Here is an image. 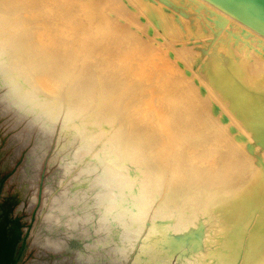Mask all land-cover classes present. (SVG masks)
Segmentation results:
<instances>
[{
  "label": "bare ground",
  "instance_id": "bare-ground-1",
  "mask_svg": "<svg viewBox=\"0 0 264 264\" xmlns=\"http://www.w3.org/2000/svg\"><path fill=\"white\" fill-rule=\"evenodd\" d=\"M243 17L263 33L264 0H0V111L30 115L17 149L36 131L23 195L58 120L59 151L79 138L106 169L103 201L47 212L40 252L111 245L124 263L138 246L131 264H264V40Z\"/></svg>",
  "mask_w": 264,
  "mask_h": 264
},
{
  "label": "rangeland",
  "instance_id": "rangeland-1",
  "mask_svg": "<svg viewBox=\"0 0 264 264\" xmlns=\"http://www.w3.org/2000/svg\"><path fill=\"white\" fill-rule=\"evenodd\" d=\"M245 20L243 19L245 25H242L248 26L249 29H252L250 31H252L254 35L264 40V31L261 33L262 30L256 28L254 23L250 22L247 17ZM251 23L254 28L250 25ZM205 38L208 39L209 36ZM219 44L221 45L222 41H220ZM220 50H222L221 47H219V51ZM209 54L212 55V52ZM198 60L200 61L202 58L198 56ZM183 84L184 89L191 90V86H188L187 80H185ZM3 90L5 91V87L0 86V96L4 92ZM5 104V100L0 101V110ZM18 115L19 113L15 111L14 108L0 111V264H27L34 258L37 260L47 259L46 264H131L138 246L130 253L127 260L122 263L119 254L115 250L110 249L109 246L111 245L106 247V250L100 254H96L95 251L91 252L85 248H80L79 250L77 248H71L66 252V259H62L61 256L55 257L56 253L50 252L45 248L40 252L38 245L33 243L36 232L42 224L43 218L47 212L50 211L53 215H56L58 213L57 211L60 210L67 211L69 214H74L71 213L70 208L77 205V200L80 196L88 197L91 200L93 195H95V199L104 200V196H97V193L99 194L102 187L95 179V176L100 171L103 174V171L106 169L102 171V165L96 159V145L89 149H85L82 147L79 138H76L73 145L64 147L59 151L64 142V135L60 129L61 122L58 120L55 122L56 131L42 161L36 183L29 186L25 195H23V191L19 186L18 176L25 155L33 145L36 131H31L32 135L30 141L17 149L20 145V141L12 143L11 140L14 135L18 133H21L22 138L25 137L28 131L26 123L30 118L29 115L23 116L18 120ZM55 154L56 158L52 161V157ZM66 154H70V161H74V157L71 156L73 154L76 155L78 159L77 163L71 167L67 166L69 171L56 178L55 181H53V188L49 189L45 184V180L59 168V164L64 163L62 158L66 157ZM86 168L92 170L86 172ZM110 171L114 172V170ZM115 173H117L116 170ZM121 175L124 176L123 174ZM83 176L90 178L89 182L86 185L75 186L74 183L83 178ZM121 177L119 176L117 178L115 186H119L120 179L125 178ZM130 185L131 184L128 185L127 191L132 188V185ZM104 189L107 191L110 190V188L106 186ZM116 189L118 191L121 187H116ZM32 195H34V202L31 208H28L29 198ZM157 200L159 201L158 198ZM171 205H173V203ZM66 240L67 239H65V241ZM175 261L176 259L174 258L172 264H174Z\"/></svg>",
  "mask_w": 264,
  "mask_h": 264
}]
</instances>
